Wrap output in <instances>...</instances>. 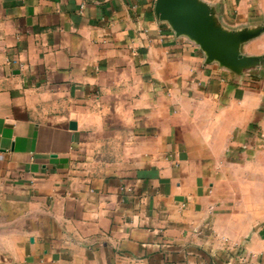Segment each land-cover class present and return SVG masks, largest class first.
Returning a JSON list of instances; mask_svg holds the SVG:
<instances>
[{"label":"crops","instance_id":"0c3cea01","mask_svg":"<svg viewBox=\"0 0 264 264\" xmlns=\"http://www.w3.org/2000/svg\"><path fill=\"white\" fill-rule=\"evenodd\" d=\"M155 1L0 0V264H264V63L207 60Z\"/></svg>","mask_w":264,"mask_h":264},{"label":"water","instance_id":"95a60500","mask_svg":"<svg viewBox=\"0 0 264 264\" xmlns=\"http://www.w3.org/2000/svg\"><path fill=\"white\" fill-rule=\"evenodd\" d=\"M159 19L168 22L177 35H186L199 45L207 60L216 61L236 73H244L264 63V56L243 55L240 44L259 35L264 26L237 31L223 29L213 10L199 0H156ZM76 114L70 115V129L76 128Z\"/></svg>","mask_w":264,"mask_h":264},{"label":"built area","instance_id":"2783aa9c","mask_svg":"<svg viewBox=\"0 0 264 264\" xmlns=\"http://www.w3.org/2000/svg\"><path fill=\"white\" fill-rule=\"evenodd\" d=\"M12 63H19V60L17 59V58H12L11 60H10ZM239 259L241 260V261H244V258H241L240 256H239Z\"/></svg>","mask_w":264,"mask_h":264}]
</instances>
